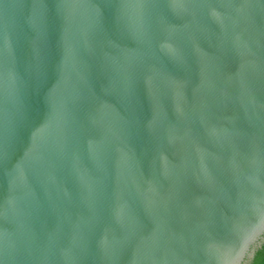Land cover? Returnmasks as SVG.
<instances>
[{
    "label": "water",
    "instance_id": "water-1",
    "mask_svg": "<svg viewBox=\"0 0 264 264\" xmlns=\"http://www.w3.org/2000/svg\"><path fill=\"white\" fill-rule=\"evenodd\" d=\"M263 243L264 0H0V264Z\"/></svg>",
    "mask_w": 264,
    "mask_h": 264
},
{
    "label": "trees",
    "instance_id": "trees-1",
    "mask_svg": "<svg viewBox=\"0 0 264 264\" xmlns=\"http://www.w3.org/2000/svg\"><path fill=\"white\" fill-rule=\"evenodd\" d=\"M250 264H264V243L262 247L256 251L255 256Z\"/></svg>",
    "mask_w": 264,
    "mask_h": 264
}]
</instances>
